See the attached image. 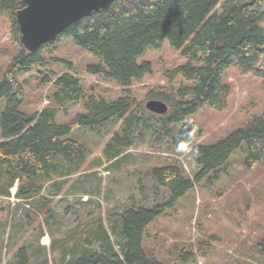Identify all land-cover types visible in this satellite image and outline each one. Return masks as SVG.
<instances>
[{
  "label": "rangeland",
  "instance_id": "rangeland-1",
  "mask_svg": "<svg viewBox=\"0 0 264 264\" xmlns=\"http://www.w3.org/2000/svg\"><path fill=\"white\" fill-rule=\"evenodd\" d=\"M11 22V14H0V80L19 53L11 40ZM42 60L28 73L17 74L25 93L18 110L32 114L47 107L52 88L44 80L65 73L67 67L60 61H66L84 88L85 99L69 105L66 115L58 114V124L86 114L84 106L90 95L107 100L128 95L145 104L157 100L150 98L151 93L172 96L173 89L187 85L181 78L170 84L163 76L186 63L167 41L137 59L150 63L153 74L128 89L87 74L86 69L97 60L80 50L70 36L62 37L54 49L43 50ZM256 71L241 75L237 67H231L224 76L231 89L227 108L218 113L205 106L186 119L199 132L193 136L195 144L214 145L264 111V55ZM4 105L3 99L0 112ZM172 131L176 133V129ZM114 137L123 138L120 123L107 126L99 135L87 131L72 134L71 139L87 152L86 163L68 178L56 175L61 189L56 196L51 194L57 184L53 180L44 184L39 196L18 199V180L7 194V181L0 176V264H17L20 252L29 264H74L86 253L106 255L113 250L119 254V217L127 210L152 209L167 200V191L151 180V171L174 166L185 179L193 180L200 170L191 148L174 149L144 118L132 131L127 148L116 147ZM246 157L243 144L220 170L217 181L195 185L172 210L157 217L144 232L143 250L161 264H264L257 250L264 239V162L248 169Z\"/></svg>",
  "mask_w": 264,
  "mask_h": 264
},
{
  "label": "trees",
  "instance_id": "trees-1",
  "mask_svg": "<svg viewBox=\"0 0 264 264\" xmlns=\"http://www.w3.org/2000/svg\"><path fill=\"white\" fill-rule=\"evenodd\" d=\"M23 7L21 0H0V14H11V40L19 48L0 80V101L5 100L0 112V176L7 181L5 192L18 180L16 197L30 200L41 194L45 183H57V174L68 178L77 173L86 163L87 152L71 139L74 132L99 135L107 126L120 123L123 138L114 137L112 143L124 149L131 145L132 131L144 118L174 149L191 148L200 170L188 180L177 167L154 168L149 176L167 191V200L152 209L127 210L119 217V254L113 250L106 255L86 253L74 264H161L142 247L144 232L157 217L172 210L195 185L217 181L220 170L241 145L246 147V168L264 162V111L211 146L195 144L193 136L199 132L186 121L205 106L218 113L227 108L231 89L224 76L231 67H237L241 75L257 73L264 55V0H117L108 10L72 24L56 41L35 53L27 52L18 39L14 15ZM64 36H70L80 50L97 60L86 69L87 74L124 89L153 74L150 63H138L137 59L167 41L186 63L163 76L170 84L181 78L187 85L173 89L172 96L150 94L168 106L165 115L148 112L144 101L136 102L128 95L117 100L90 95L84 106L86 114L58 124V114L66 115L69 105L85 99L84 88L71 74V63L60 61L67 71L55 80H44L52 88L47 107L32 114L19 112L25 93L17 74L42 64L43 50L54 49ZM261 78L264 87V73ZM52 187L51 194L56 196L60 185ZM257 250L264 259V239ZM16 260L17 264H29L23 252ZM183 261L187 262V257Z\"/></svg>",
  "mask_w": 264,
  "mask_h": 264
},
{
  "label": "water",
  "instance_id": "water-1",
  "mask_svg": "<svg viewBox=\"0 0 264 264\" xmlns=\"http://www.w3.org/2000/svg\"><path fill=\"white\" fill-rule=\"evenodd\" d=\"M24 7L15 12L19 42L29 53L52 43L72 24L99 11H106L117 0H21ZM148 112L165 115L168 106L158 100L145 103Z\"/></svg>",
  "mask_w": 264,
  "mask_h": 264
},
{
  "label": "bare ground",
  "instance_id": "bare-ground-1",
  "mask_svg": "<svg viewBox=\"0 0 264 264\" xmlns=\"http://www.w3.org/2000/svg\"><path fill=\"white\" fill-rule=\"evenodd\" d=\"M44 244H47V239H44V242H43Z\"/></svg>",
  "mask_w": 264,
  "mask_h": 264
}]
</instances>
